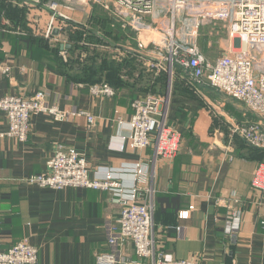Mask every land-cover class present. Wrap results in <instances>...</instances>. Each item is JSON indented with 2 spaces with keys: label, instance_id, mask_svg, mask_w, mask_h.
<instances>
[{
  "label": "crops",
  "instance_id": "0c3cea01",
  "mask_svg": "<svg viewBox=\"0 0 264 264\" xmlns=\"http://www.w3.org/2000/svg\"><path fill=\"white\" fill-rule=\"evenodd\" d=\"M14 1L15 11L0 6V11H5L0 24L7 28L0 39V64L11 67L8 75L0 72V98L45 90L50 104L65 111H88L96 120L89 124L83 115L55 120L37 113L25 142L0 137V250L27 236L39 250L38 264H96L99 253L110 251L109 230L120 216L121 207L112 202L111 192L72 187L54 190L26 179L47 171L49 159L61 144L84 155L93 170L113 168L121 180L131 183L133 163L152 165L155 147L120 149L122 136L130 133L132 100L138 97L127 87L113 97L94 96L89 89L92 84L68 71L63 58L71 44L62 40L60 31L56 35L53 29L52 35L62 41L51 46L37 32L35 25L48 27L51 18H35L31 27L26 5L38 6L33 15L42 14V5L32 0ZM70 10L82 15L87 12V18L92 13L89 5H75ZM147 20L167 23L149 16ZM116 24L114 19L111 25L119 33ZM154 37L160 35L138 37L127 29L118 39L105 37L109 45L91 46L115 59L136 55L152 73L159 71L153 67L157 62L152 53ZM141 39L149 45L147 49L139 48ZM199 42L210 61L224 55L230 46L240 45L239 40L234 44L228 38L221 21L203 25ZM177 68L169 75L163 73L169 89L168 123L182 133V141L176 157L158 159L155 165V192L148 199L154 208L156 243L168 260L196 257L200 264H264V198L252 187L253 173L264 157L262 149L248 145L231 130L233 123L256 121L259 116L207 81H187L181 68L175 73ZM7 129L6 114L0 111V133ZM233 194L239 200L235 205L242 211V220L239 231L230 236L225 233L227 208L216 199L232 200ZM123 255L120 264L148 263L137 256L131 242Z\"/></svg>",
  "mask_w": 264,
  "mask_h": 264
},
{
  "label": "built area",
  "instance_id": "2783aa9c",
  "mask_svg": "<svg viewBox=\"0 0 264 264\" xmlns=\"http://www.w3.org/2000/svg\"><path fill=\"white\" fill-rule=\"evenodd\" d=\"M76 5L98 6L111 14L122 29L143 34L160 35L152 39L155 55L153 67L173 73L180 67L187 81H207L213 87L234 97L254 111L259 119L246 123H233L232 132L238 134L248 145L264 150V0H70ZM60 2L49 0L47 9L52 12L48 28L58 17L68 18L57 8ZM167 20L152 23L147 17ZM221 21L228 38L239 46H230L228 51L210 61L200 47L201 27ZM7 31L0 24V39ZM140 49H147L142 39ZM0 72L8 75L9 65L0 64ZM94 96L113 97L117 90L107 82L90 85ZM133 115L129 122L130 133L122 136L121 150L126 147L142 150L155 147L151 164L137 161L132 165L133 180L126 183L120 173L110 167L93 170L86 157L74 148L57 145L55 154L47 163V171L30 175L26 181L41 188L64 189L91 188L109 191L112 202L121 207L120 216L109 230V252L99 253L96 264H120L125 260L123 249L133 243L137 256L147 264H200L198 258L168 260L154 237L152 197L155 165L158 159L169 160L179 152L182 133L168 123L169 96L149 93L132 100ZM0 111L6 114L8 129L0 137H12L25 142L31 130L34 114L44 113L55 120L86 116L89 124L96 117L88 111H65L50 104L45 90L30 96L6 95L0 98ZM253 189L264 198V161L256 167L252 178ZM232 200L216 199L227 208L225 233L234 235L241 227L242 211ZM264 223V221H263ZM178 230H180L178 228ZM39 250L24 236L6 250H0V264H38Z\"/></svg>",
  "mask_w": 264,
  "mask_h": 264
},
{
  "label": "trees",
  "instance_id": "16d2710c",
  "mask_svg": "<svg viewBox=\"0 0 264 264\" xmlns=\"http://www.w3.org/2000/svg\"><path fill=\"white\" fill-rule=\"evenodd\" d=\"M10 2L12 3L11 0L7 2L6 7H5V3L3 2L4 3L3 10L5 11L7 10L8 4ZM1 11H0V21L2 17L5 15V11L3 12ZM106 14L103 13L101 16L99 15L100 18L102 19L101 26L103 30L101 31L102 34L100 36H98V34H96L92 30L85 31L82 34L73 33L70 36L76 39H86L87 42H91L95 44L108 43L105 37L112 36L113 38L116 39L120 38V32L123 34V31H125V29H122L121 25L117 23L116 28L119 32L117 33L115 27H113L110 24L109 21L110 18ZM80 48L96 51V53H99L102 56H104L103 60L99 65V73L101 75V78L97 79V83L107 82L110 85H112L117 91L119 89L127 87L132 91V93L136 95L135 97H139V95L145 96V94L149 92V90H153L156 80L159 81L158 83L160 84L161 87L160 89H162V87H164V84H166V76L168 74L166 71H159L157 72V74L155 72L154 74L153 72L151 73L149 70H147L148 68L144 64H142V61L139 60L136 55H127L125 58H122L121 60H117L112 57L113 54L104 50H100V48L98 47L89 48V46L85 44L83 46L80 45ZM74 49L75 46H72L71 44V47L68 49V56L63 58L66 61L65 63L68 71L74 72V76L80 77L90 84L94 82L96 83V81H93V78L90 77L89 75L90 73L89 72L87 73L88 69L93 70L94 64L93 63L90 64V62H85V61L80 63V61H77L76 58L73 56ZM106 57L111 58L113 64L110 65V63L106 62L105 59ZM70 65L73 67L70 68ZM80 71L84 73H80ZM180 71H181L180 68H177L175 73ZM152 74L154 75L155 78L153 77ZM162 75H165V78H163ZM260 152H261V156L263 155L264 157V151L261 150Z\"/></svg>",
  "mask_w": 264,
  "mask_h": 264
},
{
  "label": "rangeland",
  "instance_id": "374dc122",
  "mask_svg": "<svg viewBox=\"0 0 264 264\" xmlns=\"http://www.w3.org/2000/svg\"><path fill=\"white\" fill-rule=\"evenodd\" d=\"M11 1H13V2L12 3L10 2L8 4L9 11H11V10L15 11L16 7H13V4H14L15 1L14 0H11ZM32 1H35V2L38 1L42 5V7H41L42 10L39 8V10H41L40 12L42 14H37V15H33V11H34V9L38 10V6H35V4H31V2H30L29 5L28 4L26 5L27 17L29 19H31L30 25L33 28V25L35 23L34 22L35 18H37V20H38V18H42V17L45 19V17H48V16L51 18L52 14H49V12L47 13L48 9H46L47 8V2L49 0H32ZM3 2L6 3V5H7V2H9V0H0V6L4 4ZM64 2L62 3L60 1V5L57 8V10L59 12L65 14L66 16H68V18H61V17L56 18L53 27L50 28V29L48 27H45V25L44 26L43 25L42 26L38 25L37 27L35 25V28L37 29V32L39 34H42L43 37L46 39L45 41H46L47 45H50V46L54 45V44L57 45L58 43H61L62 40H65V41L67 40L70 44H72V46H75V49L73 50L74 51L73 52L74 53L73 56L76 58L77 61H80V63L85 61V62H90V64L91 63L94 64L93 70L92 69H88L87 73L89 72L90 73L89 74L90 77L93 78V81H96V83H97V79L101 78V75L99 73V65H100L101 61L103 60L104 56H102L99 53H96V51L80 48V45L83 46L85 44L88 45L89 48H93L91 45L94 44V43L87 42L86 39L72 38L70 35L73 34V33L74 34L75 33H78V34L81 33L82 34V33H84L85 31H88V30L100 31V32L103 31L102 30V26H101L102 19L100 18V16L103 14V12L108 14V17L110 18L109 19L110 24L114 23V19L112 18L111 14H109L106 11H104L103 9H101L98 6H93V5L90 6V9L92 10V13L94 12L97 15H93L92 13H89L90 17L87 18L86 17V15H88L87 12H84L83 15L81 13H75L76 10L73 13H70V11H71L70 9L73 10V7L76 4L73 1H70V0H64ZM62 4H64V5H62ZM76 6H78V5H76ZM78 15H81V16L79 17ZM80 18H82L83 20L82 19L80 20ZM99 21H100V23H99ZM54 28L55 29L57 28L60 31V36L62 35L61 36L62 40L58 39V38H56L55 36L52 35V31H53ZM110 37H112V36H110ZM111 40H114V39L112 38ZM105 44L109 45L108 43H105ZM118 56H117L116 59L117 60H121V57H118ZM112 57L115 59L114 55ZM125 57L126 56H124L123 58H125ZM105 59H106V62L110 63V65L113 64L111 58L106 57ZM142 64H144L143 61H142ZM72 67L73 66L70 65V68H72ZM159 71H165V70L161 69ZM159 71H157V72H159ZM157 72H155V73L157 74ZM166 72L169 75V72L168 71H166ZM80 73H84V72L80 71ZM158 82H159L158 80L155 81L154 89L152 88L153 90H149V93L152 92L154 94H160L162 96H166L168 94L169 89L166 88V87H162V89H160L161 87H160V84H158ZM94 83H91V84H94ZM166 86H167V84H166ZM163 90H165V91H163ZM170 90H171L170 91V96H171L173 94L172 87H171Z\"/></svg>",
  "mask_w": 264,
  "mask_h": 264
},
{
  "label": "water",
  "instance_id": "95a60500",
  "mask_svg": "<svg viewBox=\"0 0 264 264\" xmlns=\"http://www.w3.org/2000/svg\"><path fill=\"white\" fill-rule=\"evenodd\" d=\"M54 34H56V35L59 34V30H58L57 28L54 30ZM64 46H65V45H62L61 47L64 48ZM67 46H69V45H67Z\"/></svg>",
  "mask_w": 264,
  "mask_h": 264
}]
</instances>
